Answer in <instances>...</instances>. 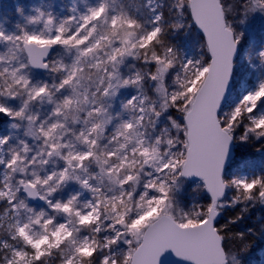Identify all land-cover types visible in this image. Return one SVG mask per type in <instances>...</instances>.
<instances>
[{"label":"snow or ice","instance_id":"1","mask_svg":"<svg viewBox=\"0 0 264 264\" xmlns=\"http://www.w3.org/2000/svg\"><path fill=\"white\" fill-rule=\"evenodd\" d=\"M0 264H264V0L0 9Z\"/></svg>","mask_w":264,"mask_h":264},{"label":"rangeland","instance_id":"2","mask_svg":"<svg viewBox=\"0 0 264 264\" xmlns=\"http://www.w3.org/2000/svg\"><path fill=\"white\" fill-rule=\"evenodd\" d=\"M15 2L17 0H0V9L11 11ZM20 2H23V0H20ZM32 2H36V0H32ZM240 227L243 228L244 226L241 225Z\"/></svg>","mask_w":264,"mask_h":264}]
</instances>
